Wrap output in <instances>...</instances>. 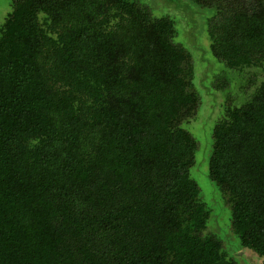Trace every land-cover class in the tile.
<instances>
[{"label": "trees", "instance_id": "trees-1", "mask_svg": "<svg viewBox=\"0 0 264 264\" xmlns=\"http://www.w3.org/2000/svg\"><path fill=\"white\" fill-rule=\"evenodd\" d=\"M213 10L209 49L264 61V0ZM0 27V264H240L190 176L200 107L174 20L139 0H11ZM208 175L264 257V80L227 103ZM264 264V263H263Z\"/></svg>", "mask_w": 264, "mask_h": 264}, {"label": "rangeland", "instance_id": "rangeland-1", "mask_svg": "<svg viewBox=\"0 0 264 264\" xmlns=\"http://www.w3.org/2000/svg\"><path fill=\"white\" fill-rule=\"evenodd\" d=\"M149 6L153 16L168 15L174 20L173 41L189 50L194 66V86L200 95V107L184 127L195 137L197 149L190 176L199 187L200 199L210 210L208 231L215 233L226 253L240 264H263L264 257L241 247L230 227L231 210L225 195L208 175L212 149L211 131L227 103L239 104L264 80L261 66L243 69L226 67L209 49L208 19L213 10L199 7L191 0H139ZM11 0H0V27L11 10Z\"/></svg>", "mask_w": 264, "mask_h": 264}]
</instances>
